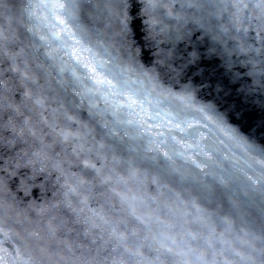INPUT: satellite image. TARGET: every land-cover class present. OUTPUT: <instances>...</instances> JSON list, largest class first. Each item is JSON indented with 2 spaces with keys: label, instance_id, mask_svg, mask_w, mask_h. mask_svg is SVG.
<instances>
[{
  "label": "clouds",
  "instance_id": "obj_1",
  "mask_svg": "<svg viewBox=\"0 0 264 264\" xmlns=\"http://www.w3.org/2000/svg\"><path fill=\"white\" fill-rule=\"evenodd\" d=\"M0 264H264V0H0Z\"/></svg>",
  "mask_w": 264,
  "mask_h": 264
}]
</instances>
